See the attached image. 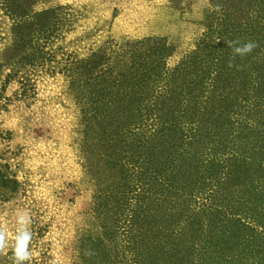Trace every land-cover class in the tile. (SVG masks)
Listing matches in <instances>:
<instances>
[{"label": "rangeland", "instance_id": "rangeland-1", "mask_svg": "<svg viewBox=\"0 0 264 264\" xmlns=\"http://www.w3.org/2000/svg\"><path fill=\"white\" fill-rule=\"evenodd\" d=\"M18 1L21 12L28 17L43 14L36 18L38 39L39 43H48L37 54L25 49L16 55L12 60L34 54L36 61L17 69L19 76H14L16 65L4 62V54L12 43L11 29L19 9L15 12L12 3L0 0V227H5L11 237L15 210L32 209V264H147L146 249L151 245L176 249L179 264H208L202 252L209 248L207 237L218 218L209 207L212 190L190 202L175 198L178 194L174 193L164 200L165 193L160 191L157 200L148 201L151 207L141 212L146 224L141 227H148L152 237L139 243L142 253L129 242L127 233L133 225L129 214L119 210L116 199L108 192L118 185L108 190L106 177L118 183L127 171H136L166 136L172 138L175 132L168 126L149 134L148 125L159 118L160 122L173 120L174 113L154 109V115L133 121L139 124L136 128L125 126L117 113L123 108H115L117 101L130 95L108 89L109 80L99 73L97 64L103 54L111 60L127 57L137 49L146 56L152 42L142 46L134 43L161 39L160 44L169 48L164 50L157 44L159 53L169 57L158 68L159 88H144L139 96L168 102L176 95L173 84L192 89L190 82L205 59L232 54L228 41H255L258 47L249 54L253 64L247 65L253 75L243 76L241 81L234 77L231 82L236 85L225 90L231 94L225 101L231 114L225 126L220 132L207 129L201 140L194 132V123L181 132L188 142L195 133L193 142L198 146H215L218 140L228 142L240 132L248 136L244 133L251 129H244L254 127L253 137L261 135L254 145L264 146V84L259 80L264 74V0ZM93 53H97L92 75L96 80L88 79L89 68L77 64ZM178 66L181 71L174 72ZM152 67L145 58L139 70L152 75ZM238 82H250L254 88L243 101L232 95L239 90ZM175 116L184 117L177 113ZM194 120H201V116ZM175 148L169 144L167 151ZM229 148L232 147L224 149L226 155L219 160L225 171L239 166L231 160L233 151ZM129 161L135 164L128 166ZM116 162L120 166L113 169ZM119 171L123 175L113 174ZM141 183H136L131 204L147 197V187ZM242 186L239 194L244 192ZM262 203L246 207L254 211L240 212L247 227L241 232L250 239L241 242L246 257L232 264H264ZM0 264H12L10 250L0 253ZM159 264L170 263L160 259Z\"/></svg>", "mask_w": 264, "mask_h": 264}, {"label": "trees", "instance_id": "trees-1", "mask_svg": "<svg viewBox=\"0 0 264 264\" xmlns=\"http://www.w3.org/2000/svg\"><path fill=\"white\" fill-rule=\"evenodd\" d=\"M8 3L13 4L15 12H17V9L19 11L14 16L15 21L11 29L12 43L4 54V62L12 63L11 65L13 66L16 65L14 66V76L17 77L18 73H20L17 72V69H24L23 67L30 66L29 62L36 61V56L34 54V57L27 55L20 57L19 60L17 58L16 61L12 59L20 52L23 53L25 49H32L37 54L43 50L42 46H45L48 42L41 41L39 43L38 39L39 33L37 31L38 24L36 23V18L43 16V14L28 17L25 12H21L22 8L18 0H8ZM148 42H152V48L146 56L141 54L137 49L131 51L127 57L121 55L111 60L106 57V54H103L102 61L97 64V67L100 69L98 71L109 80V83L107 82L108 84L106 85L108 89L116 88L130 95L117 101L119 105L115 108L120 110H122L121 107L123 108V111L117 113L121 114L120 119L125 123V126L136 128L139 124L133 121H141L142 117H150L154 115L155 110L160 109L168 112L167 114L174 113V119L164 122H160L161 118L155 120V124L148 125L150 127L148 133L150 134L151 131L155 133L157 128L168 126L175 132V135L172 138L166 136L159 147L148 153L149 156L144 158L143 164L136 171L132 169L127 171L118 183L115 178L106 177V187L109 190L112 189L109 187H113L115 184L118 185H115L116 188L114 190L112 189L108 192L116 199L117 204L121 208L119 210L122 211L123 209V212L129 214L130 223L135 227L133 228L132 226L129 233H127L130 237L128 239L132 246L138 248L137 251L140 253H142V250L139 248V243L142 242L143 238L147 240L149 237H152L149 234L148 227H141L144 223V218L141 217L142 209L151 207L148 206V201L150 203L153 199L157 200L161 191L165 193L164 200L174 193L178 194L175 198H182L185 202H190L195 196L206 194L212 190L211 195L208 197L210 201L209 207H211L212 212L218 214V218L214 221L213 230L209 231V236L207 237L209 242L206 243V247L209 246V248L203 250V257L207 260L208 264H232L233 262H237L240 257H246L245 249L243 250L241 242L250 239L249 236L241 232L247 229V227L240 219L242 217L240 212H243L244 209L254 211L251 210L252 208L246 207H252L254 204L260 205L264 202L262 200L264 199V146L257 148L254 145L257 141L256 139L261 137V135L257 138L253 137L256 128L246 127L244 130L251 129L244 133L248 136H243L240 132L237 135H233L228 142L220 143L218 140L219 144L215 146H210V144L198 146L193 141H196L194 139L196 138L195 133L199 134L197 138L201 140L203 138L202 134L207 129L213 128L215 131L220 132L219 129L225 126V122L227 123V119L231 115L225 105V101L231 94H226L225 90L236 85L233 84L234 82H231L234 77L236 80L239 79L241 81L242 78H245L243 76L247 75L248 77V75H253L251 68L247 67V65L253 64L251 60L253 58L251 55H247L242 58L236 57L233 60L232 54L227 55V53H224V55H218L210 60L205 59L200 68L196 69V74L193 76L194 80L190 82L192 89L189 86L173 84V93L176 95L171 96V101L155 102L151 98L144 99L139 95L144 88L149 87V91L151 88H159L160 73L158 72V68H160L161 62L165 61L169 55L167 54L164 57L159 53L160 50L157 44H160L161 39H145L134 44L142 46ZM201 44V42L198 43L195 53L199 51ZM160 47L164 50H168L169 48L166 44L162 43ZM95 58H97V53H93L87 59L77 61L78 65H84L85 69H90L87 72L89 73L87 74L88 79L92 78L93 71H95L94 67L96 66L93 65ZM145 58L150 60L153 65L151 72L154 73L152 75L140 72L139 70ZM230 63L234 66L230 67ZM180 71L179 66L174 69V72ZM20 78L22 79L23 77ZM95 78H92V80H96ZM259 80H261V85L264 84L263 73L260 74ZM102 82L104 83L103 80ZM237 84L239 90L234 92L235 94H232L237 95V99L243 101L245 100L246 93H253L254 88L250 82H238ZM167 107H171L172 110ZM175 113L181 114L184 117L177 119ZM197 115L201 116V120H194ZM192 123L196 124V129L191 140L188 142L187 138L185 140L186 136L182 135L181 131L183 127ZM227 143L230 145L227 146ZM169 144L172 145V148L176 147V150L167 151ZM227 147H232L229 148V150L232 149L233 151L231 160L239 163V166L230 171L229 169L225 171L219 163L220 158L226 155L224 154L226 151L224 149H227ZM213 148L215 149L214 153ZM163 156L165 157L163 158ZM209 156L211 159L208 158ZM133 163V161H129L127 165L130 166ZM116 165L119 164L116 162L113 169H116ZM129 172L130 177H128ZM115 173L123 175L120 171L113 172V174ZM139 182H143L141 184L147 187V191L145 192L147 200L140 197L139 203L135 202V204H131V201L135 198L131 194L135 192L136 183ZM241 185H243L242 189H244V192L239 194L240 190L238 191V189ZM149 186L152 188H149ZM230 190L238 194L230 193ZM99 192L101 193V189ZM154 196L155 198H152ZM143 200H146L144 204ZM149 218L146 223L149 222ZM255 221L252 220L251 222L255 223ZM144 225L146 224L144 223ZM217 227L218 230H215ZM233 227L239 228L238 232H235ZM170 236L173 237L172 232ZM171 245H173V242ZM132 246L128 250L130 253L133 249ZM146 250L149 257V259L146 257L147 264H159L160 259L168 260L170 264L181 263L178 260L179 258H176V249L172 247L160 249L151 245Z\"/></svg>", "mask_w": 264, "mask_h": 264}, {"label": "clouds", "instance_id": "clouds-1", "mask_svg": "<svg viewBox=\"0 0 264 264\" xmlns=\"http://www.w3.org/2000/svg\"><path fill=\"white\" fill-rule=\"evenodd\" d=\"M232 49V59L249 55L258 47L255 41L243 42L239 39L228 41ZM234 66L230 63L229 65ZM34 223L30 207L18 208L14 212V231L9 235L5 227H0V253L11 251L12 264H32L33 242L32 225Z\"/></svg>", "mask_w": 264, "mask_h": 264}]
</instances>
